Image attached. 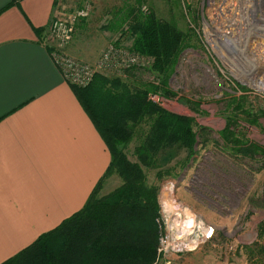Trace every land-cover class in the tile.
Returning <instances> with one entry per match:
<instances>
[{"label": "rangeland", "instance_id": "rangeland-1", "mask_svg": "<svg viewBox=\"0 0 264 264\" xmlns=\"http://www.w3.org/2000/svg\"><path fill=\"white\" fill-rule=\"evenodd\" d=\"M137 1L143 15L152 11L186 36L166 74L167 93L148 91L161 88L165 75L155 69L153 56L131 49L134 18L127 13ZM59 3L54 19L75 23L58 54L79 80L86 78L85 86L75 87L86 90L96 118L118 121V128L128 112L121 97L126 91L192 122L194 144L171 164L184 161L182 166L160 183L156 171L148 172V182L160 184L152 264H264V92L257 90L264 86V0ZM81 11L86 16L77 17ZM217 30L232 33L229 43ZM145 129L139 126L135 135ZM138 137L123 149L131 163L137 162ZM122 185L117 172L110 174L98 198ZM205 227L213 229L211 237L185 239Z\"/></svg>", "mask_w": 264, "mask_h": 264}, {"label": "crops", "instance_id": "crops-1", "mask_svg": "<svg viewBox=\"0 0 264 264\" xmlns=\"http://www.w3.org/2000/svg\"><path fill=\"white\" fill-rule=\"evenodd\" d=\"M59 2L0 0V264L80 211L110 163L52 56Z\"/></svg>", "mask_w": 264, "mask_h": 264}, {"label": "trees", "instance_id": "trees-1", "mask_svg": "<svg viewBox=\"0 0 264 264\" xmlns=\"http://www.w3.org/2000/svg\"><path fill=\"white\" fill-rule=\"evenodd\" d=\"M135 6L127 13L134 18L131 49L153 56L155 69L165 75L161 88L151 85L148 91L167 93L166 74L186 45V36L175 26L158 20L152 11L143 15L142 2L137 1ZM69 85L106 144L110 163L80 211L2 264H152L157 247L155 219L160 184H150L148 172L156 171L155 180L160 183L182 166L184 161L171 164L192 148V122L157 108L143 94L125 91L121 97L128 112L117 128L114 124L118 121L95 117L86 90ZM141 125L146 129L135 135ZM134 136H139V144L135 149L137 162L131 163L123 149ZM114 172L120 175L123 185L98 198L103 180Z\"/></svg>", "mask_w": 264, "mask_h": 264}, {"label": "built area", "instance_id": "built-area-1", "mask_svg": "<svg viewBox=\"0 0 264 264\" xmlns=\"http://www.w3.org/2000/svg\"><path fill=\"white\" fill-rule=\"evenodd\" d=\"M83 16H86L85 12L81 11L80 13H77V17H83ZM74 23H75V21L63 23L59 19H54L49 26L48 41L51 44H54V46L56 48V51H55V53L53 52L52 56L54 58V62L58 66L60 73L62 74L64 80L67 83L72 84V85L85 86L87 84L86 78H84V79L80 78V80H79V78L76 77L75 70L72 67L68 66L67 63H65V61H63V60H67V58L64 55L58 54V52L61 48L59 46L66 45L69 42L71 35L73 33ZM229 26H230V28L231 27L235 28L233 25H229ZM228 30L233 31L229 28H228ZM217 32H218L219 36L221 35L224 37V38H222L220 36L224 43H225V41H228V39H230V36L232 35L231 32H227L224 30L223 31L217 30ZM106 59L107 58H104V60H106ZM60 60H62V61H60ZM261 87H264V86H261ZM261 87H257V90L264 92V90H260ZM213 232L214 231L211 227L198 228L197 231L195 233H193V235L189 234L185 239H189V241L193 243V242L197 241L198 237H200V236L204 235L203 237H205L206 239L211 237L213 235ZM168 240L169 239H166V241L162 242V244L167 245V243L169 242Z\"/></svg>", "mask_w": 264, "mask_h": 264}, {"label": "bare ground", "instance_id": "bare-ground-1", "mask_svg": "<svg viewBox=\"0 0 264 264\" xmlns=\"http://www.w3.org/2000/svg\"><path fill=\"white\" fill-rule=\"evenodd\" d=\"M222 38H224L223 36H221ZM224 40V39H223ZM226 43H229L227 41H225ZM229 45V44H228ZM230 46V45H229ZM229 50H232L231 47H227ZM260 90H264V87H261Z\"/></svg>", "mask_w": 264, "mask_h": 264}]
</instances>
